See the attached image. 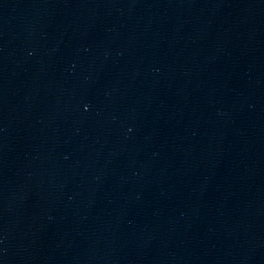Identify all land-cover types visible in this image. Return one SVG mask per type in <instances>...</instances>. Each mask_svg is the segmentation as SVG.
Instances as JSON below:
<instances>
[{"label": "water", "instance_id": "obj_1", "mask_svg": "<svg viewBox=\"0 0 264 264\" xmlns=\"http://www.w3.org/2000/svg\"><path fill=\"white\" fill-rule=\"evenodd\" d=\"M0 264H264V0H0Z\"/></svg>", "mask_w": 264, "mask_h": 264}]
</instances>
